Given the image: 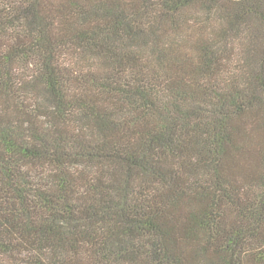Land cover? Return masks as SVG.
Instances as JSON below:
<instances>
[{
	"label": "trees",
	"instance_id": "trees-1",
	"mask_svg": "<svg viewBox=\"0 0 264 264\" xmlns=\"http://www.w3.org/2000/svg\"><path fill=\"white\" fill-rule=\"evenodd\" d=\"M0 264H264V0H0Z\"/></svg>",
	"mask_w": 264,
	"mask_h": 264
}]
</instances>
